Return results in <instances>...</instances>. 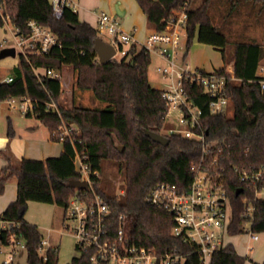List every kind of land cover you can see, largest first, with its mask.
Returning a JSON list of instances; mask_svg holds the SVG:
<instances>
[{"label":"trees","instance_id":"trees-1","mask_svg":"<svg viewBox=\"0 0 264 264\" xmlns=\"http://www.w3.org/2000/svg\"><path fill=\"white\" fill-rule=\"evenodd\" d=\"M136 1L155 30L163 29L176 11L186 10L184 58L197 36L198 41L220 49L225 63L232 62L227 95L233 115L212 114L210 94L201 86L185 81L189 98L202 110L194 131L203 134L204 139L165 133L168 107L162 97L163 89L150 84L152 55L149 52L132 45L126 55L101 63L94 49V42L100 37L97 27L80 20L78 12L71 7L65 6L58 17L50 0H0V26L7 24L6 16L10 15L13 27L28 34L29 20H36L59 38L47 55L19 52L20 62L13 68V80L0 81V101L10 97L32 99L33 106L25 115L39 119L48 128L52 140L63 142L60 155L45 159H15L0 150V156L7 161L0 169V195L11 178H17L18 184L17 198L0 214V221L8 223L0 229V242L11 245L14 238L23 239L27 264H59L60 252L57 246L48 247L44 254L40 252L44 234L38 225L25 218L28 202L66 208L75 195L91 198L95 194L101 195L109 205L110 234H117L123 227L136 245L153 248L161 254H181L183 264H206L197 245L173 235L175 222L171 214L147 200L160 182L171 183L180 191L188 189L199 169L207 170L224 183L232 208L228 235L246 233L244 223L248 220L250 231L264 232V198L257 194L264 188V175L257 186L250 188H245L240 180L243 170L264 166V89L257 74L264 60V42L257 37L233 38L215 22L214 14L219 7L217 2L225 6L220 12L224 21L244 13L246 26L264 27V0ZM2 49L0 43V54ZM65 66L78 71L76 83L82 92H92L107 106L97 108L75 103L71 107L63 106L61 77L54 78L46 72L37 74V71L52 69L60 74ZM226 68L219 70L224 73ZM147 130L165 134L169 143L154 141L146 134ZM8 134L15 135L11 124ZM78 153L91 170L89 192L70 184L73 179L83 178L75 162ZM106 161L115 164L124 175L125 193L120 196L105 181ZM249 206L254 208L251 217ZM91 253L83 251L68 264H92ZM246 259L232 243H227L212 254L207 264H245Z\"/></svg>","mask_w":264,"mask_h":264},{"label":"built area","instance_id":"built-area-1","mask_svg":"<svg viewBox=\"0 0 264 264\" xmlns=\"http://www.w3.org/2000/svg\"><path fill=\"white\" fill-rule=\"evenodd\" d=\"M55 14L60 17L65 6L76 11L75 0H51ZM0 10L2 7L0 6ZM186 10H178L161 30H153L142 42L136 35L123 28L120 18L107 11L100 12L97 20L99 33L107 32L112 36V43L116 48V57L127 54L132 45L144 48L151 55H156L165 61V65L158 66V72L165 78H170L169 88L163 89L162 97L165 99L168 114L171 107L179 109L177 118L179 127L168 128V134L179 133L194 140H203L204 135L194 131L199 126L202 114L192 99L189 98L184 82L190 81L201 86L211 99L209 108L212 114L226 112L230 105V98L227 95L228 75L232 74V68H226L225 72L219 69L207 71L203 68L190 69L185 63L184 53L182 64L178 62L182 44L187 41V14ZM7 24H11L10 15L6 16ZM28 34L20 33L15 26L12 31L16 40V50L23 53H34L47 55L58 43L57 36L46 26L36 20H29ZM186 38V39H185ZM186 51V50H185ZM46 74L60 78L61 75L52 69H47ZM39 74V71H37ZM261 77L260 83L264 89V64L260 65L257 71ZM235 78V77H234ZM12 76L4 81L10 82ZM14 98H7L10 106H14ZM25 103L21 104L23 112L32 108L33 101L26 97L21 98ZM167 114V118H168ZM62 135V140L64 138ZM165 135V134H164ZM214 159V162H217ZM77 169L83 174L91 185V170L89 164L78 153L76 156ZM264 175V166L258 170H243L240 180L245 188L257 186ZM264 190L257 192L258 196ZM89 192V191H87ZM148 202L156 207L167 210L175 225L172 233L175 236L197 245L203 261L207 264L212 254L227 245L228 226L232 219L230 198L226 193L222 180L213 178L207 170L199 169L191 186L183 191L168 182H160L151 190L147 198ZM253 207H248L249 217L253 214ZM68 224L64 228L72 233L76 239V247L81 252L91 251L90 260L92 264H183V258L178 253H158L155 249L139 246L130 241L126 236L123 227L117 234L112 235L108 229V216L110 208L107 201L98 194L91 198L75 195L70 198L65 208ZM8 223L0 221V229L7 227ZM246 233L250 238L258 240V232L249 230L251 221L244 223ZM45 243L40 248L45 253ZM19 248H25V241L14 238L12 252L4 260L3 264H11Z\"/></svg>","mask_w":264,"mask_h":264},{"label":"rangeland","instance_id":"rangeland-1","mask_svg":"<svg viewBox=\"0 0 264 264\" xmlns=\"http://www.w3.org/2000/svg\"><path fill=\"white\" fill-rule=\"evenodd\" d=\"M133 4L136 8H138V3L136 0H132ZM216 5L219 7H216L214 10L215 14V22L224 28V31L228 34H231L233 38H243L248 39L251 37H257L261 39L264 42V27H253V26H246L245 20H246V14L242 13L239 16H235L233 19L229 21H224L222 18L223 10L225 9V6L220 3L216 2ZM117 17L121 18V16L116 13H113ZM141 14H143L141 12ZM124 18H121V22ZM13 25L12 24H6L5 26H0V43L2 44L3 48H9V47H15L16 46V40L14 38L13 34ZM100 37H102L104 40H107L108 42L112 41V36L109 35L107 32L100 33ZM186 39V38H185ZM197 36L193 39V44H191L189 48V52L187 53V59L190 62L191 60L196 61L198 59H203L205 61H213L215 60L216 63H223L225 60H223L222 51L216 50L213 46L206 47V51L200 52L198 51V41ZM186 50L185 43L182 44L180 54H179V63L182 62L183 53ZM16 56L6 55L3 58L0 59V80L11 76L13 72L14 66L18 65L20 62V56L19 51H17ZM119 58V57H117ZM224 66L230 67L232 66V62L225 63ZM264 64V60L262 61V64ZM159 65H165V61L158 58L156 55H152V62L149 66V81L150 84L157 89H167L170 85V78H165L158 72V66ZM46 70L40 69L39 72H45ZM60 72L61 75V85H62V94L60 98V103L63 106L71 107L75 104H84L90 107H97V108H104L106 105V102H103L95 97V95L90 92H82L76 83L78 71L75 70L71 66H65L63 70ZM25 103L21 100L19 97L14 98V106H10V104L7 102V100L0 101V136L6 137L8 141L10 139H14L11 135L9 136V125L11 124L12 127L17 130L19 127H25V123L28 121V117H26L24 112L22 111L21 104ZM227 114L229 116L233 115V107L232 105H229L227 109ZM180 114L179 109L175 107H171L169 110L168 118H167V128L164 132H167L168 128L170 127H179L178 123V116ZM35 119V117H32ZM37 120V119H36ZM34 121H31V123ZM37 124H39V130L37 129L36 136L38 140L44 141V140H50V132L48 128L39 123L38 121H35ZM20 133V131H19ZM20 138L19 135L15 137ZM120 149H123L122 145H119ZM104 178L105 181H109L114 186V191L117 194V196H120L125 193V189L123 188V185L125 183L124 175L121 173L119 168L113 164L111 161H106L104 164ZM262 198H264V190L261 192L260 195ZM48 206V207H47ZM51 206L54 207V209L51 211L47 208H50ZM25 218L29 221H34V223H37L36 221H47L49 226H54L56 230L59 228V231L57 232H48L44 228L41 229L44 235L45 248L47 249L51 245L57 246L59 248V264H68L73 256L79 255L80 251L76 247V239L72 235L70 231L64 228V224H68L70 221L68 218H66V211L65 207L60 205H51L48 203L38 202V201H30L28 202V209L25 214ZM258 234L261 236V240L259 242H252V240L249 239V233H242L237 234L235 236H226V241H232L235 243L237 248L241 253L244 254L247 250V246L251 244L254 248L252 251H249L248 256L246 257V263L245 264H257V262L261 263L264 260V232H258ZM0 264H3L4 260L6 259V256L8 257L9 254L12 252V244L11 245H1L0 246ZM18 252L15 254L14 259L15 262L18 260L21 262V264H27V250L26 248H19Z\"/></svg>","mask_w":264,"mask_h":264},{"label":"crops","instance_id":"crops-1","mask_svg":"<svg viewBox=\"0 0 264 264\" xmlns=\"http://www.w3.org/2000/svg\"><path fill=\"white\" fill-rule=\"evenodd\" d=\"M75 2L77 3V6H78L76 11L79 14L80 20L89 22L94 27H96L97 25V20H98V16L100 12L107 11L111 14L113 13H116L117 15L119 14L121 18H124L122 20V24H124L123 28L127 31L133 32L136 35V37L142 42L154 30L153 25H151L148 22L146 15L143 13L142 8H140L139 4H138V8H136L132 0H75ZM141 12L143 14H141ZM198 43H199L198 44L199 46L197 49L200 52L206 51V47L208 46L209 47L213 46L207 43H202L200 41H198ZM214 48L216 50H220V49H217L216 47ZM185 59H186L185 63L188 65L190 69L203 68L207 71H212L214 69H220L224 67L225 65L224 62L222 64L221 63L215 64L214 59L213 61H205L203 59H198L196 61L191 60L190 62L188 61L187 56ZM229 68H232V66H230ZM6 78L0 81H4ZM36 119L37 118L34 119L32 117H28V121L25 123V127H22V128L19 127L18 130H17V127L16 129L14 127L15 135L12 136L14 139L12 140L10 139V141H8L6 137L0 136V150L6 151L15 159H21L23 157L45 159L50 156L60 155L61 152L63 151L62 141L60 140L54 141L51 139V137H50V140H44V141L38 140L36 136V132H37V129L39 130L40 126L35 121H38L39 123L41 122L39 121V119L37 120ZM31 121H34V122L31 123ZM18 135L20 138L15 139V137ZM6 163L7 161L3 157L0 156V169L3 168V166ZM17 191H18L17 178L14 177L8 181V184H6L4 192L0 195V214L7 208V206L11 202L15 201V199L17 198ZM51 205H55V204H51ZM47 209L52 211L54 207L51 206L50 208H47ZM30 222L34 223V221H30ZM36 222L37 223H34V224L38 225L40 229L46 228L45 230L48 232L59 231V228L56 230L54 226H49L47 221H36ZM228 236L230 237V236H235V235H228ZM249 239L252 240L250 236H249ZM260 240H261V236L259 235L258 240H253V241L259 242ZM227 243H232L235 246L237 252L240 255L244 256V254L239 251V249L237 248L234 242L228 241ZM1 245L3 244H1L0 242V246ZM253 248L254 247L251 244L247 246V250L245 253L246 257L249 254L248 252L252 251ZM12 263L21 264L19 260L15 262V259L13 260ZM257 264H261V263L257 262Z\"/></svg>","mask_w":264,"mask_h":264},{"label":"water","instance_id":"water-1","mask_svg":"<svg viewBox=\"0 0 264 264\" xmlns=\"http://www.w3.org/2000/svg\"><path fill=\"white\" fill-rule=\"evenodd\" d=\"M94 49L97 51V54L99 56L98 58L101 63H106L111 60V58L113 59L116 57L115 46L107 40H104L102 37L96 38L94 42ZM17 54L18 53L15 47L3 48L0 57L3 58L6 55L16 56ZM146 134L154 141H158L159 143L164 145L168 144L170 141L169 137L162 133L147 130ZM70 184L71 186H74V188L83 189L86 191H90L91 188L90 182L86 179H73L70 181ZM237 191V193L239 194L241 192V188Z\"/></svg>","mask_w":264,"mask_h":264}]
</instances>
